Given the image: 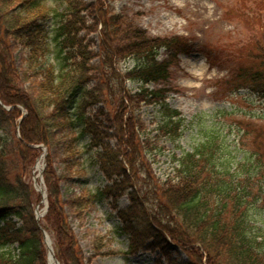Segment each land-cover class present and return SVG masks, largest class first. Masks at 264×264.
I'll use <instances>...</instances> for the list:
<instances>
[{
    "label": "trees",
    "instance_id": "16d2710c",
    "mask_svg": "<svg viewBox=\"0 0 264 264\" xmlns=\"http://www.w3.org/2000/svg\"><path fill=\"white\" fill-rule=\"evenodd\" d=\"M104 1L66 0L62 9H51L45 0H0V100L12 106L7 110L0 105V264H47L40 224L50 232L60 264H89L91 256L77 243L64 207L69 201L58 184L69 177L58 176L52 166L55 131L69 126L56 140L68 152L61 160L63 173L79 141L87 137L86 149L94 150L92 162L107 183L86 199L111 198L120 220L115 229L127 235L129 250L145 247L151 239L147 246L167 256L171 245L187 253L186 260L174 264H202L203 256L207 264H264V226L250 214L257 205L264 207V149H244L236 160L226 153L227 134L213 127L191 150L174 157L172 173L156 178L145 151L155 145L140 111L142 104L159 106L157 134L179 136L183 118L167 103L172 89L148 85L168 83L169 60L157 56L161 49L175 56L184 39L151 37L131 22L123 26V15ZM88 13L93 18L89 24ZM51 15L55 64L43 61L49 50L44 23ZM98 24L102 28L96 39L85 41L87 33L81 31H94ZM21 49L26 51L23 70L17 63ZM260 51L252 56L255 65L232 67L230 91L247 89L264 99ZM129 58L133 66L121 73L118 63ZM207 60L210 65L224 62L210 53ZM128 80L139 83L134 91L126 87ZM17 105L26 110L19 121ZM40 143L48 147L43 172L48 208L37 221L39 195L24 171L39 155L32 145ZM121 194L129 198L126 208L114 202ZM193 255L201 257L197 261Z\"/></svg>",
    "mask_w": 264,
    "mask_h": 264
},
{
    "label": "rangeland",
    "instance_id": "374dc122",
    "mask_svg": "<svg viewBox=\"0 0 264 264\" xmlns=\"http://www.w3.org/2000/svg\"><path fill=\"white\" fill-rule=\"evenodd\" d=\"M85 1L93 3L96 0ZM104 2L108 8L123 15L125 20L123 26L131 22L146 30L151 37L181 36L184 39L178 46L183 50L178 51L175 56H170V51L165 49H161L157 56L158 60H169L168 83L157 81L148 85L150 88L172 89L168 94L167 102L172 108L177 109L183 118L184 127L179 136L170 139L162 133L157 134L155 125L160 119L159 106L142 104L140 111L145 131L150 134L152 137L150 142L155 145L154 149L150 151L145 149V151L151 171L156 178L162 179L172 173L173 168L177 166L174 157L179 156L184 150H191L202 140L203 132L213 127L221 130L222 134H227L226 153L230 151L231 157L235 155L236 160L241 159L244 149L253 150L256 145L264 149V99L247 89L233 92L229 90L231 87L229 81L234 72L232 67L241 65L246 68L255 65L252 57L254 53L261 52V48L264 52V0H105ZM46 5L51 9H62L66 5V0H45ZM86 18L87 24L93 22L91 14L88 13ZM53 24L54 19L51 15L44 23L49 35V50L45 53L43 61L55 64L58 58L55 57V41L51 38ZM101 26L98 24L94 31H81V34L87 33L85 41L89 37L96 39ZM91 45L92 49H97L96 41ZM208 53L222 57L224 62L210 65L207 60ZM25 54L26 51L23 49L17 54V63L22 70L25 68ZM134 62L130 58L119 62L118 70L122 73L126 68L132 67ZM198 66H202L201 69ZM125 85L134 91L139 83L128 80L125 81ZM4 106L7 105L2 104V107ZM17 106L20 107L23 117L26 114L25 108L21 105ZM87 110L91 112L92 108L89 107ZM58 121H63V118H59ZM69 129L70 126L62 129L59 127L55 131V141L50 150L53 156L52 166L58 176L69 177V180L62 178L58 184L62 198H67L69 201L64 207L77 243L86 257L91 256V260L87 263L174 264L186 260L187 253L176 245L167 247L170 256L158 248H149L147 245L152 241L151 239L145 247L129 250L127 235L115 229L116 225L120 224V220L116 209L112 207L111 198L86 199L97 187L107 183L98 164L92 162L94 150L92 153L86 149L87 137L79 141L76 146L77 153L69 158L67 170L64 171L65 174L63 173L61 160L68 152L56 140ZM41 153L42 150L39 149V155L28 165L27 171H24L26 177L24 179L30 182L39 195L38 203L35 205L39 213L42 212L44 203L41 193L34 186L33 177L38 173L36 164ZM47 153L46 146V155ZM45 167L46 156H44L42 176ZM36 181L39 182L38 177ZM115 201L119 208H126L130 202L127 194L119 195ZM44 212L39 219L44 216ZM250 214L257 225L264 226V207L257 205ZM48 234L53 242L50 232ZM100 236L104 238L98 241ZM105 251L106 254L99 253ZM193 256L197 261L201 257ZM201 263L207 264L205 256L202 257Z\"/></svg>",
    "mask_w": 264,
    "mask_h": 264
},
{
    "label": "water",
    "instance_id": "95a60500",
    "mask_svg": "<svg viewBox=\"0 0 264 264\" xmlns=\"http://www.w3.org/2000/svg\"><path fill=\"white\" fill-rule=\"evenodd\" d=\"M0 103H1V102H0ZM4 107H6V106H4ZM6 108L9 109L10 106H9V107H6ZM34 146L44 147L43 145H34ZM44 150H45V148H44ZM43 154H45V151L43 152ZM43 154H42V155H43ZM41 172H42V168L40 169V174H41ZM35 184H36V182H35ZM36 188H37L39 191H41V194H42V198H43V200H44V203H46V199H45V195H46V193H45V190H44V189L40 190V188H38L37 186H36ZM45 206H46V204H45ZM45 209H46V207H45ZM45 209H44V210H45ZM36 217H38L37 214H36ZM41 230H42V233H43L44 241H45V243H46V245H47V249H48V262H49V256H51V257L54 259L55 264H59L58 261H57V259H56L55 256H54L53 249H52V247H51V245H50V243H49V241H48V239H47L46 231H44V229H43L42 227H41Z\"/></svg>",
    "mask_w": 264,
    "mask_h": 264
},
{
    "label": "bare ground",
    "instance_id": "6f19581e",
    "mask_svg": "<svg viewBox=\"0 0 264 264\" xmlns=\"http://www.w3.org/2000/svg\"><path fill=\"white\" fill-rule=\"evenodd\" d=\"M201 67L202 66H198L199 69H201ZM41 166H42V156H40L39 159H38V161H37V164H36L37 170H40ZM38 187L41 189V186L40 185H38ZM47 239L49 240V237ZM49 262L51 264H55V261H54V259L51 256L49 258Z\"/></svg>",
    "mask_w": 264,
    "mask_h": 264
}]
</instances>
